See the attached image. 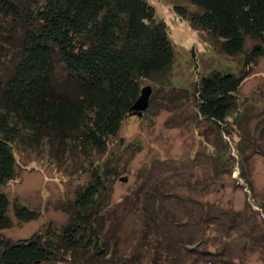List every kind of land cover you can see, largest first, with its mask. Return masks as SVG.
I'll return each mask as SVG.
<instances>
[{
	"label": "rangeland",
	"instance_id": "374dc122",
	"mask_svg": "<svg viewBox=\"0 0 264 264\" xmlns=\"http://www.w3.org/2000/svg\"><path fill=\"white\" fill-rule=\"evenodd\" d=\"M148 1L165 22L174 52L166 76L143 82L152 87L149 107L142 116L128 114L106 149L89 156L58 141L14 143L15 177L1 188L38 214L22 222L10 212L12 224L2 234L18 240L47 225L61 228L65 203L95 165L107 184L102 199L114 230L103 238L119 242L115 255L132 264H207L209 258L264 264V52L243 66L258 41L247 39L243 53L226 55L211 35L177 17L174 6L195 9L189 0ZM244 69L248 76L226 129L199 118L197 79L212 70Z\"/></svg>",
	"mask_w": 264,
	"mask_h": 264
},
{
	"label": "trees",
	"instance_id": "16d2710c",
	"mask_svg": "<svg viewBox=\"0 0 264 264\" xmlns=\"http://www.w3.org/2000/svg\"><path fill=\"white\" fill-rule=\"evenodd\" d=\"M189 1L195 9L174 6L177 17L211 35L222 53L241 54L246 40L255 39L243 66L263 54L264 0ZM173 60L167 26L148 0H0V264H132L115 255L119 242L103 238L114 230L99 166L65 203L66 223L29 238L2 234L12 224L10 212L22 222L38 212L1 186L15 177L14 143L58 141L84 156L104 151L143 82L166 76ZM247 76L245 69L200 76L193 90L197 116L225 130ZM207 264L222 263L209 258Z\"/></svg>",
	"mask_w": 264,
	"mask_h": 264
},
{
	"label": "water",
	"instance_id": "95a60500",
	"mask_svg": "<svg viewBox=\"0 0 264 264\" xmlns=\"http://www.w3.org/2000/svg\"><path fill=\"white\" fill-rule=\"evenodd\" d=\"M151 93H152V88L150 85H146L142 87L140 91V95L132 105L129 114H136L137 116H142L143 112L148 107V102Z\"/></svg>",
	"mask_w": 264,
	"mask_h": 264
}]
</instances>
